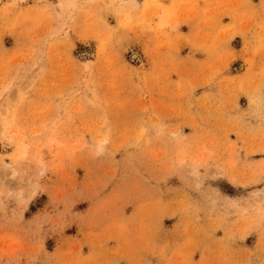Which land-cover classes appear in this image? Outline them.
<instances>
[{
	"label": "rangeland",
	"instance_id": "1",
	"mask_svg": "<svg viewBox=\"0 0 264 264\" xmlns=\"http://www.w3.org/2000/svg\"><path fill=\"white\" fill-rule=\"evenodd\" d=\"M170 232L264 264V0H0V264Z\"/></svg>",
	"mask_w": 264,
	"mask_h": 264
},
{
	"label": "crops",
	"instance_id": "2",
	"mask_svg": "<svg viewBox=\"0 0 264 264\" xmlns=\"http://www.w3.org/2000/svg\"><path fill=\"white\" fill-rule=\"evenodd\" d=\"M169 230H173V229H169ZM169 234H172V232L166 234L167 235L166 240H168L167 246L169 247L167 254L172 259L174 264L177 263L179 259H185V260H188L189 258L191 259L192 256L190 253L193 251H197V254L203 256L204 249H201V246H202L201 243L194 244V242L196 243V241L195 240L192 241L189 238L186 239L185 241L177 239L176 242H174V238L172 239L170 237L171 235H169ZM260 240L261 239H259V237H257L256 244H255L256 247L259 244V242L261 243L262 241H264V239H262V241H260ZM150 243L151 244L149 246H147V247H149V249H146L143 252L144 254L142 255V256L147 258V260L144 263L148 264L149 262H151L153 264H157V261L161 262L162 260H164V262H167L164 257L160 256L162 248L164 247L163 242L158 240L156 242L150 241ZM197 245L199 246V248H198L199 250H197V248H196ZM214 245L215 246L220 245L219 240H216L211 246H214ZM108 246H109L108 248L111 252L112 251H118L120 248L122 249V246H119L118 243H115V242H110ZM125 248L126 247L124 246V249L120 250L119 252L121 253L123 250H125ZM236 249H238L239 251H242L241 250L242 248L239 245L236 246ZM251 249L254 250L255 248H251ZM202 256H201V258H202ZM108 258L111 260L112 264H128L125 259H121V258H119V259L113 258L112 259L111 256ZM140 258H139V261H140ZM92 259L91 258L89 260L87 259L85 263L86 264L87 263L99 264L98 260H92ZM167 264H168V262H167Z\"/></svg>",
	"mask_w": 264,
	"mask_h": 264
},
{
	"label": "bare ground",
	"instance_id": "3",
	"mask_svg": "<svg viewBox=\"0 0 264 264\" xmlns=\"http://www.w3.org/2000/svg\"><path fill=\"white\" fill-rule=\"evenodd\" d=\"M17 1H21V2H24V1H26V0H17ZM10 116V115H9ZM9 118V117H8ZM21 155H19V157H20ZM18 157V156H17Z\"/></svg>",
	"mask_w": 264,
	"mask_h": 264
}]
</instances>
